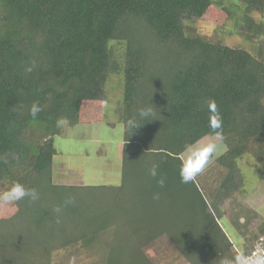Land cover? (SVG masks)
<instances>
[{
  "label": "trees",
  "instance_id": "obj_1",
  "mask_svg": "<svg viewBox=\"0 0 264 264\" xmlns=\"http://www.w3.org/2000/svg\"><path fill=\"white\" fill-rule=\"evenodd\" d=\"M212 5L241 37L262 39L264 0H0V190L18 182L39 193L0 218V264H53L76 246L94 251L96 264H155L148 250L161 237L186 264H221L264 236L261 222L237 250L218 222L226 200L240 211L238 231L258 215L236 198L237 162L250 155L264 176V59L262 47L253 54L190 24ZM113 45L123 64L120 184L56 183L55 138L81 124L84 101H105ZM210 102L228 151L214 159L226 172L207 200L179 169L185 146L211 132ZM70 197L57 223L53 209Z\"/></svg>",
  "mask_w": 264,
  "mask_h": 264
},
{
  "label": "rangeland",
  "instance_id": "obj_2",
  "mask_svg": "<svg viewBox=\"0 0 264 264\" xmlns=\"http://www.w3.org/2000/svg\"><path fill=\"white\" fill-rule=\"evenodd\" d=\"M256 18L258 19V17ZM190 24L201 33H215L225 44L245 48L253 54L258 53L262 47L263 56L261 58L264 59V35L262 41L260 39L253 41L244 39L236 31L231 30L227 14L213 5L205 10L201 18ZM121 52L117 45L112 46L113 69L109 71L104 84L105 101H84L79 110L82 125H76L69 129L65 136L55 138L54 146L59 150V154L54 156L55 171H59L63 175L70 172L80 175L79 179L85 183L78 182L79 184H90L89 182H93V178L100 177L101 180L97 182L98 184L118 185L112 182L117 177V172H115L117 170L115 169L117 151L118 144L122 139V123L119 120L123 90ZM263 89L264 84L262 91H264ZM207 139L208 136H205L199 141ZM184 155L185 152L182 153V159ZM237 163L242 177L241 187L236 198L239 199V202L242 201L252 207L258 215L249 221L247 229L238 231L231 218H236L240 211L237 207H231L232 201L226 200L221 205L224 208V215L221 217V221L218 219V222L233 242L234 247L240 250V245L247 242L248 230L258 227L261 222L264 223V176L261 175V170L258 172L254 170L255 161L248 154L243 155ZM215 164L213 160L201 174L195 177L207 200L213 198L212 196L226 172L225 169H220ZM68 165L78 168L77 171H65L66 167L64 166ZM118 181L116 180V182ZM0 192L4 191L0 190ZM15 210L14 203L0 202V218L12 215ZM246 212L245 214H247ZM225 213L228 214L225 215ZM239 220L242 219L239 218ZM159 239L158 243L148 250V255L155 264H186L183 259H180L177 250L172 247L166 237ZM96 262L97 254L94 251L89 252V250L77 246L56 252L53 256V264H96Z\"/></svg>",
  "mask_w": 264,
  "mask_h": 264
},
{
  "label": "clouds",
  "instance_id": "obj_3",
  "mask_svg": "<svg viewBox=\"0 0 264 264\" xmlns=\"http://www.w3.org/2000/svg\"><path fill=\"white\" fill-rule=\"evenodd\" d=\"M35 67V61L31 65L25 67L26 73H31ZM209 107L213 109V116L210 121V129L208 139L206 141H196L192 144L185 146L184 158L181 161L179 175L181 182L184 184L190 183L196 176L201 174L206 166L210 164L214 159L223 155L228 151V146L223 143V132H222V115L215 111L214 102H210ZM41 108L38 104L33 103L29 110V115L35 118ZM152 114V109H141L139 115L143 118H147ZM60 123V122H58ZM129 126L136 128L135 121H129ZM158 164H153L149 169V175L153 178L158 177ZM166 183V178L159 176L157 184L160 188H163ZM28 198L32 201L39 199V193L35 188H27L23 184L15 182L12 186L4 191L0 192V202L3 203H14ZM154 200L160 199V193L156 192L153 194ZM75 203L74 198L66 199L62 205L54 207L53 211L57 214V223H59V214L63 212V209ZM221 264H264V255H258L256 257H249L243 254H239L232 259L225 258L221 261Z\"/></svg>",
  "mask_w": 264,
  "mask_h": 264
},
{
  "label": "crops",
  "instance_id": "obj_4",
  "mask_svg": "<svg viewBox=\"0 0 264 264\" xmlns=\"http://www.w3.org/2000/svg\"><path fill=\"white\" fill-rule=\"evenodd\" d=\"M118 153V157H117V164H116V167L115 169H117L115 172H117V177H115L114 181L112 183H115V184H119L120 183V178H121V168H120V162H119V152L117 151ZM62 163V161H61ZM60 163V164H61ZM66 167V170H69V171H77L78 168H74L72 167L71 165H68V166H64ZM59 172V171H58ZM55 171V167H54V181L56 183H61L63 184L62 182L64 183H68V184H74V185H80L78 182H82V183H85L83 182L81 179H79V176L74 173V172H70L69 174H60V172L58 173ZM101 180L100 177H95L92 179L93 182H89L90 184H98L97 182ZM116 180H119L118 182H116ZM221 213H220V218L219 220L221 221V217L224 215V208L221 206ZM228 214V213H225V215Z\"/></svg>",
  "mask_w": 264,
  "mask_h": 264
},
{
  "label": "built area",
  "instance_id": "obj_5",
  "mask_svg": "<svg viewBox=\"0 0 264 264\" xmlns=\"http://www.w3.org/2000/svg\"><path fill=\"white\" fill-rule=\"evenodd\" d=\"M249 257L264 255V236H260L251 246L248 253L244 254Z\"/></svg>",
  "mask_w": 264,
  "mask_h": 264
}]
</instances>
